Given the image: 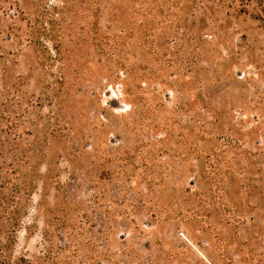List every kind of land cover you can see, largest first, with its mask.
Masks as SVG:
<instances>
[{
    "label": "rangeland",
    "instance_id": "obj_1",
    "mask_svg": "<svg viewBox=\"0 0 264 264\" xmlns=\"http://www.w3.org/2000/svg\"><path fill=\"white\" fill-rule=\"evenodd\" d=\"M2 89L0 264H264V0H0Z\"/></svg>",
    "mask_w": 264,
    "mask_h": 264
},
{
    "label": "trees",
    "instance_id": "obj_2",
    "mask_svg": "<svg viewBox=\"0 0 264 264\" xmlns=\"http://www.w3.org/2000/svg\"><path fill=\"white\" fill-rule=\"evenodd\" d=\"M4 89L0 91V223L13 233L19 222L20 205L28 196L29 159L23 149V136L18 133L22 117L10 110ZM8 191L5 193L4 191Z\"/></svg>",
    "mask_w": 264,
    "mask_h": 264
}]
</instances>
